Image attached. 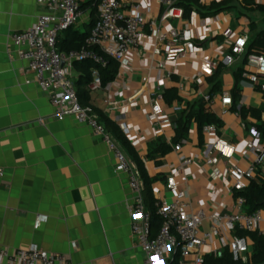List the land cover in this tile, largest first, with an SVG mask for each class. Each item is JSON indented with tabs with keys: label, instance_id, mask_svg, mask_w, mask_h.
<instances>
[{
	"label": "crops",
	"instance_id": "0c3cea01",
	"mask_svg": "<svg viewBox=\"0 0 264 264\" xmlns=\"http://www.w3.org/2000/svg\"><path fill=\"white\" fill-rule=\"evenodd\" d=\"M223 1L208 0L206 7ZM255 1L264 5V0ZM239 2L236 12L206 18L193 12L186 18V25L197 37V55L178 62L173 80L158 79L154 68L158 58H142L134 52L130 72L114 86L118 93L114 97L118 102L116 107L105 104L104 91L89 89L94 106L119 126L128 127V140L142 159L148 176L154 179L152 188L157 201H172L173 194L167 189V183L174 176L178 186L187 192L192 211L225 214L232 201L229 168L233 165L247 168L254 161V155L246 147L252 131L257 130V121L250 116H237L233 107L227 115H222L220 103L217 117L221 124L217 134L203 133L201 139L193 122L180 153L173 150L164 158H148L156 141L166 142L159 126L147 118L152 94L157 95L165 115L175 123L179 116L172 110L174 104H166L164 92L179 91L178 82L185 78L189 89L185 100H198L199 92L211 91L212 76L198 75L201 61L220 59L228 52L223 35L229 32L245 35L249 44L264 31V13L244 10L242 0ZM44 12L37 0H0V170L4 172L0 179V248L20 251L37 247L51 254L66 255L72 264H146L147 256L131 231L133 195L128 177L115 173L113 153L90 128L74 118L56 119L47 94L38 87L28 63L19 57L12 43V35L32 28ZM160 12V6L152 0L147 18H157ZM82 13L72 30L88 33L92 14L89 10ZM170 25L180 26L177 21ZM244 61L245 55L232 68H223L220 76L223 93L233 94L237 86L235 74ZM81 73L74 63L71 76L76 83ZM144 77L149 79L146 85L142 82ZM142 89L143 94L129 100ZM238 96V110L264 107V94L248 83L239 84ZM261 119L264 122V114ZM164 131L169 133L172 129ZM217 140L233 146L235 154L232 159L221 162L223 174L220 182L214 183L206 156L208 147ZM182 158L191 159L193 165L182 166ZM38 218L44 221L35 228ZM261 234L264 235V222ZM221 249L218 240L206 249V254ZM175 255L169 256L165 264ZM188 263L180 258V264Z\"/></svg>",
	"mask_w": 264,
	"mask_h": 264
},
{
	"label": "built area",
	"instance_id": "2783aa9c",
	"mask_svg": "<svg viewBox=\"0 0 264 264\" xmlns=\"http://www.w3.org/2000/svg\"><path fill=\"white\" fill-rule=\"evenodd\" d=\"M161 12L154 19L147 18L151 12L152 0H98L97 18L83 48L70 52L58 50V39L62 33L75 27L81 20L83 13L77 0H37L45 12L38 18L36 24L29 30L12 35L11 40L18 49L19 57L26 61L34 75L38 87L47 94L55 109V117L59 121L74 118L79 124L90 128L113 153L116 165L115 173L128 177L132 191L131 231L147 256L146 264H165L167 258L180 251V256L188 264H203L207 248H212L219 240L222 249L211 254L220 257L228 249L236 263L249 264L251 260V243L240 232L260 233L264 222V210L254 214L246 212L245 197L235 198V192H243L249 183L257 178L261 171L264 174V141L258 130L252 131V138L247 143V151L254 155V161L242 168L233 165L229 168L232 180V201L229 211L194 212L188 204V194L182 190L174 176L168 178L167 189L173 194L172 201L160 200L157 204V215L161 219V228L155 233L152 228V214L147 210L144 198V183L136 164L126 155L120 144L112 137L99 122L98 116L91 107H84L80 103L78 93L71 76V67L77 62L92 61L101 67L108 65V58L115 60L118 74L115 81L106 87L97 70H93V82L89 86L92 92L104 91L107 94L105 104L109 108L118 105L115 100L117 91L115 83L124 78L131 70L132 53L137 52L142 58L147 56L158 58L154 68L158 72V79L173 80L177 75L178 62L197 55V37L193 29L186 25L185 12L179 7L180 0H155ZM206 6L208 0H199ZM173 21L179 27H172ZM182 25H185L182 27ZM224 46L228 52L220 59H203L199 76L213 77L221 68H232L237 59L247 51L248 38L245 35H235L231 32L224 35ZM243 83H248L254 90L264 94V55L252 54L241 76ZM187 79L178 82V95L183 103L172 106L175 114L181 117L188 102L189 93ZM142 82L149 83L148 77ZM143 89L134 94L129 100L143 94ZM151 112L148 121L159 126V133L166 137V142L172 145L176 153H180L186 140L173 145L176 137V125L164 113V107L156 94H152ZM198 99L205 103V109L217 116L219 103L222 105L220 114L227 115L234 105L233 95L225 92L211 95L198 93ZM240 109V108H239ZM240 117L239 111L235 113ZM120 128L127 136L128 127L121 124ZM165 128L172 129L166 132ZM219 127L209 125L204 127L207 136L217 134ZM128 138V137H127ZM206 165L211 169L210 178L219 183L222 177L221 162L234 157L235 148L222 141H215L208 147ZM182 166L189 167L193 161L181 159ZM4 172L0 170V179ZM44 220L38 218L35 228H39ZM75 246V245H74ZM0 264H72L66 255L48 253L37 247L29 250H10L0 248Z\"/></svg>",
	"mask_w": 264,
	"mask_h": 264
},
{
	"label": "trees",
	"instance_id": "16d2710c",
	"mask_svg": "<svg viewBox=\"0 0 264 264\" xmlns=\"http://www.w3.org/2000/svg\"><path fill=\"white\" fill-rule=\"evenodd\" d=\"M80 6V10L86 11L89 10L92 14L90 21V31L93 28L96 18H97V6L98 0H77ZM243 9L249 12L260 11L264 13V5H259L255 0H242ZM179 7H182L185 12V17L189 18L193 12H197L202 17H216L217 15L230 12L233 9L240 6L239 0H225L221 3H213L211 6L206 7L202 6L199 3V0H180ZM74 28V27H73ZM70 28L64 33H62L58 39V50L60 52H70L72 50H77L85 46V42L89 36V33L74 32ZM66 36L62 37L63 34ZM252 54L264 55V31L259 33L247 46V51L245 54L244 64L246 65L248 57ZM108 65L106 67H101L92 61L86 62H77L76 67L81 70V76L78 83L74 80V84L78 93L80 103L84 107H91L95 114L98 116L99 122L106 128V130L112 135V137L120 144L125 153L128 154L129 158L136 164L138 167L141 178L144 183V198L146 202L147 210L152 214V228L155 233H157L161 228V219L157 215V204L153 192L154 179H151L144 167L142 159L138 156L134 148L131 146L130 141L127 136L124 134L120 126L110 119V117L100 108H97L92 104L91 92L89 91V86L93 82L92 72L97 70L101 81L102 86L106 87L107 85L113 83L117 77L119 65L118 63L108 58ZM243 64V65H244ZM242 67L236 72V83L237 86L233 91V111L240 113L243 118L248 116L255 119L257 122V130L260 133L262 140L264 141V122L262 121V115L264 114V107L261 109H247L241 107L239 110L238 105L240 98L239 94V84L242 82L241 76L243 73L244 67ZM223 68L215 73V75L210 79L209 83L211 86V95L222 94V87L220 76L222 74ZM77 84H79L78 87ZM84 85V87H82ZM163 99L165 100L168 106H172L176 103H183V100L179 97L178 91L176 89L166 90L163 94ZM186 109L182 112L181 117H179L176 122V137L173 140V145L180 143L182 140H186L189 136L190 125L195 123L198 128V133L200 138H203V129L209 125L220 126L221 120L212 112H209L205 109V103L202 99H198L194 102H187ZM173 147L163 140H158L152 146V150L148 155L149 159H156L157 157H167L172 153ZM235 198L245 197L247 200L246 203V212L248 214H254L259 210H264V174L259 171L257 178L251 181L247 189L243 192H235ZM241 237H246L250 240L252 247V255L249 264H264V235L256 233H246L240 232L238 234ZM180 251H178L173 260L169 264H180ZM203 264H242L234 262L231 253L228 249H225L222 252L220 257H216L214 254H207L204 257Z\"/></svg>",
	"mask_w": 264,
	"mask_h": 264
},
{
	"label": "rangeland",
	"instance_id": "374dc122",
	"mask_svg": "<svg viewBox=\"0 0 264 264\" xmlns=\"http://www.w3.org/2000/svg\"><path fill=\"white\" fill-rule=\"evenodd\" d=\"M231 12H236V9L231 10Z\"/></svg>",
	"mask_w": 264,
	"mask_h": 264
}]
</instances>
